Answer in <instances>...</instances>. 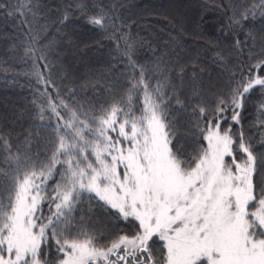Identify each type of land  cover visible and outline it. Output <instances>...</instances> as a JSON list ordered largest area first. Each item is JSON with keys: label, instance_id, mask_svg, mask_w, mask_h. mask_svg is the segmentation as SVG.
Wrapping results in <instances>:
<instances>
[{"label": "snow or ice", "instance_id": "obj_1", "mask_svg": "<svg viewBox=\"0 0 264 264\" xmlns=\"http://www.w3.org/2000/svg\"><path fill=\"white\" fill-rule=\"evenodd\" d=\"M0 81V264H264V0H0Z\"/></svg>", "mask_w": 264, "mask_h": 264}, {"label": "trees", "instance_id": "obj_2", "mask_svg": "<svg viewBox=\"0 0 264 264\" xmlns=\"http://www.w3.org/2000/svg\"><path fill=\"white\" fill-rule=\"evenodd\" d=\"M145 2H147V3H150V4H166V3H168V0H145ZM150 19H152V20H157V19H159V17H157V16H152V17H150ZM165 22L163 21V20H160V24L161 25H163ZM3 92V82L2 81H0V93H2ZM10 95H15V93H9Z\"/></svg>", "mask_w": 264, "mask_h": 264}]
</instances>
